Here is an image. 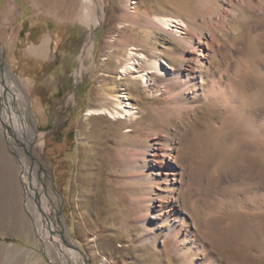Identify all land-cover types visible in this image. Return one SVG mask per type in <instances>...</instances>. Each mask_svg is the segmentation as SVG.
<instances>
[{
	"label": "rangeland",
	"instance_id": "obj_1",
	"mask_svg": "<svg viewBox=\"0 0 264 264\" xmlns=\"http://www.w3.org/2000/svg\"><path fill=\"white\" fill-rule=\"evenodd\" d=\"M89 3L104 17L82 59L85 0H0L10 10L0 63L27 89L72 242L90 264H264V144L247 124L264 118V13L223 12L224 39L204 58L174 40L188 33L174 16L167 34L141 25L136 35L127 20L137 9L200 20L206 0ZM154 57L160 73L146 67ZM129 64L147 79L123 72ZM18 167L0 144V264H65L26 205Z\"/></svg>",
	"mask_w": 264,
	"mask_h": 264
},
{
	"label": "bare ground",
	"instance_id": "obj_2",
	"mask_svg": "<svg viewBox=\"0 0 264 264\" xmlns=\"http://www.w3.org/2000/svg\"><path fill=\"white\" fill-rule=\"evenodd\" d=\"M90 1L91 0H85V4L87 5L85 7L83 6L82 8L81 20L85 23L88 29V39L86 40L85 52L83 51L84 54L82 55V59L85 58L84 55L88 56L90 55V53H92L91 51L93 50L95 45L93 27L101 23L104 17V13L101 8V11H98L97 15H91L92 6L89 3ZM206 2L208 3V6H206L207 8H210V11L207 10L208 13H202L200 20L198 15L193 11H190L185 16L179 14H162L165 13L164 11H162L161 14H151L153 18L150 19L149 12L144 13V10L142 11L141 9H137L127 20L128 25L131 29L135 30L136 35H141V25L144 29L152 27L157 29L160 34H167L168 31L164 30L166 28H164V25H169L172 21L169 16H174L188 28L187 35L181 38L176 36L175 34H172L171 32L174 40H183L188 46L194 45L193 47H195L199 51V56L209 58L210 56H213L215 54L217 46L220 45L221 40L224 39V33L219 27V23L221 22V19L223 17V12L227 14L231 12L232 14V12H236L237 10H248L253 14L264 13V0H206ZM197 7L198 9H202L201 7L199 8V5ZM9 11V8L3 9L2 11H0V17H2L4 20L7 19V16L10 13ZM160 23L163 24V27ZM190 32L192 33L190 34ZM131 45H133L134 47H141V44H139L135 40L131 42ZM143 46H145V44H143L142 47ZM173 49L174 48L172 46L169 47V50ZM1 50L2 47L0 45V51ZM129 57L131 56L129 55ZM139 58L142 59V56L140 55ZM129 65L124 67L123 72H130L133 75L140 73L139 76H141L145 80L147 79L148 72L146 68L138 70L133 67L134 65L131 66L132 63L130 66ZM146 67L152 68L159 73L163 71L160 61L155 57L151 58L147 62ZM259 75H261V73ZM161 84H163V81L159 82V85ZM118 107L119 109L114 112V115L124 113L120 110L125 107L122 101H119ZM127 110L128 109L126 108L124 109V111ZM27 118H29V120ZM246 120L247 118L245 119V121ZM247 124L250 126L248 133L252 135L254 140H258L264 144V118L259 122L251 121ZM0 133V144L3 145L5 155L13 163L15 162L16 158L19 161L18 168L20 169V180L24 185L26 205L36 215L35 223L38 225V227L45 226L51 232H53V234L55 233V236L49 237V231L45 228L44 232L42 233L43 240L48 241L50 238H52V242H50L54 243V245H57L62 250V257L66 261L65 264H90L88 261V257L79 249H77V246L72 242L67 231H65V224L61 219L62 217H59L60 210L56 206L53 197L54 193L52 188L54 187L53 185H51L50 180L47 184L44 178L45 175L47 176V172L44 170L43 164V157L45 156L44 146L46 145V141L44 139V134L38 132L37 130V118L35 116V113H33L31 110L27 89L24 88L15 74L8 70L1 63ZM29 158L34 159L32 164L29 161ZM38 172L41 173V182L45 185L44 189L39 188L35 185L36 173ZM57 236L61 239L58 240L57 238H54ZM60 264H64V262Z\"/></svg>",
	"mask_w": 264,
	"mask_h": 264
},
{
	"label": "crops",
	"instance_id": "obj_3",
	"mask_svg": "<svg viewBox=\"0 0 264 264\" xmlns=\"http://www.w3.org/2000/svg\"><path fill=\"white\" fill-rule=\"evenodd\" d=\"M44 48H45V45H43V44L37 46V47L35 48V52H36V54H37V55L42 54V53L45 51Z\"/></svg>",
	"mask_w": 264,
	"mask_h": 264
},
{
	"label": "water",
	"instance_id": "obj_4",
	"mask_svg": "<svg viewBox=\"0 0 264 264\" xmlns=\"http://www.w3.org/2000/svg\"><path fill=\"white\" fill-rule=\"evenodd\" d=\"M77 249H79L78 247H77ZM80 250V249H79Z\"/></svg>",
	"mask_w": 264,
	"mask_h": 264
}]
</instances>
